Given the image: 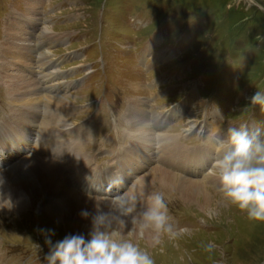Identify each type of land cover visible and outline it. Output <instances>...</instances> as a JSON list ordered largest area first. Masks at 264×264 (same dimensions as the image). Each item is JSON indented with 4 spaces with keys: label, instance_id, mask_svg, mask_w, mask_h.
Returning <instances> with one entry per match:
<instances>
[{
    "label": "rangeland",
    "instance_id": "1",
    "mask_svg": "<svg viewBox=\"0 0 264 264\" xmlns=\"http://www.w3.org/2000/svg\"><path fill=\"white\" fill-rule=\"evenodd\" d=\"M47 29L51 31L45 34ZM14 43L18 51L13 50ZM2 47L5 56V48L16 53L7 57L17 61L13 68H21L15 71L29 82L20 86L24 88L20 96L0 80V141L8 140L2 136L7 125L15 130L14 137L28 135V126L34 133L38 130L37 137H50L52 121L82 127L90 134L83 151L91 162L79 175L88 167L89 173L102 174L115 168L117 154L130 144L129 101L142 100L144 111L151 114L150 126L164 122L155 128L161 140L151 143L156 149L149 151L151 156L131 180L126 181L123 172L122 188L102 198L110 201L117 192L134 188L156 163L179 178L201 180L212 175L204 184L213 205L222 204L214 210L183 198L180 190L163 181L142 186L145 191L164 192L176 226H188L192 233L176 241L165 237L155 248L149 238L136 242L152 253L155 264H264V221L250 219L223 201L210 171L212 160L203 150L208 146L213 150L214 137L223 135L229 125L264 127V112L259 106H248L257 89L264 92V0H0V57ZM41 56L55 66L51 73H60L61 78L52 81V76H44L46 67L40 74L32 72L30 64L41 62ZM33 93H40L37 101ZM53 95L58 96L49 98ZM25 100H30L34 113L20 105ZM60 100L71 107L62 106L69 109L61 113L52 111ZM58 114L63 118H56ZM172 137H178L183 151L174 166L163 159L173 146ZM25 141L21 148L30 152L26 146L30 141ZM4 144L2 150L9 143ZM26 157L31 156L13 161L0 155V167L8 172L18 163L28 166ZM196 159L206 164L196 168L192 163ZM33 193H27L30 203L21 211L0 212V264H44L48 246L39 229H54L53 241L82 233L71 222L46 214L61 196L53 195L46 205V195L39 190ZM208 242L215 245L211 252L204 248Z\"/></svg>",
    "mask_w": 264,
    "mask_h": 264
},
{
    "label": "bare ground",
    "instance_id": "2",
    "mask_svg": "<svg viewBox=\"0 0 264 264\" xmlns=\"http://www.w3.org/2000/svg\"><path fill=\"white\" fill-rule=\"evenodd\" d=\"M50 31L51 29H47L45 31V34L49 33ZM11 34L13 35L14 33ZM7 37H8L7 40H9L10 42L13 40L9 38L11 36H7ZM13 47H14L13 50L18 51V46L15 43ZM28 48L31 50L30 52L32 53L33 48H31L30 45ZM5 49L7 51L6 53L7 56H15L16 53L13 54L11 50H8V48ZM35 55L37 57L40 56V54L37 55L36 51H35ZM7 56L4 55L3 47H2L1 57H0L1 60L0 80L7 84L8 86L7 88L14 90L18 95L23 96L24 88L22 89L20 88V86L23 84L28 85L27 82L29 81H26L25 78H22V76L18 74L19 71H15V69H21V68L18 67L13 68L15 64L14 61L16 60L10 59ZM43 58L44 57L42 56L40 57L42 63L39 61L37 63L30 64L31 65L30 68L32 72L37 71L40 74V70L46 67L45 72L42 73L44 76L46 77L52 76L53 77L52 81L61 78L62 74L59 73L55 75L51 73L50 70H52V68H55V66ZM158 58L159 55L156 57V59ZM9 70L13 74H11L10 72H9L10 74H8ZM48 71H50V74H48ZM54 71L57 70H53V72ZM35 82H37L40 85V83L36 79ZM42 82L45 85L47 83L46 81H42ZM44 87L43 89L45 90ZM39 94L33 93L34 101H37V99L40 97ZM57 96L58 95H53L52 97L49 98H56ZM29 101L28 100L22 101L20 102V105H23V107L27 109V112L30 111L31 109L32 112L34 113L35 110H33V108L31 107L32 105L30 104ZM60 101L61 102L59 104L53 106L54 108L52 111L56 109L57 111L54 112L61 113L64 112V109L68 110L71 107L69 103L62 102V100ZM37 103L38 102H36V104ZM16 104L18 105V102ZM128 104H129L128 114H127L128 125H129V129L131 130L130 132L127 133V137L129 138L130 144L127 147H125L124 151H121L117 154L118 162L116 163L118 169L120 170L121 177L123 178L122 176L123 172L126 175L125 176L126 181L131 180L132 175L135 176L136 172L142 169V167L144 166L142 165L143 161L151 156L149 151L153 152V149H156L154 148L155 146L153 144L151 145V143L159 142L161 140L160 139L161 137L160 135H158L157 132L158 130L155 128H160L162 125L161 123H164L163 121L162 122L159 121L158 124H151L150 126L151 114L146 110L144 111V107H145L144 101L131 99ZM62 106H68L69 108L63 109ZM14 110H18V108H13L12 111ZM36 111L39 112L38 110ZM20 112L22 111L20 110ZM65 115L70 116L71 114L66 113L65 111ZM54 116L55 115L52 116L51 121L52 119L55 118ZM58 117L63 118L60 114L56 115V118ZM52 123L50 126L52 133L50 137H46V135L44 137H41V135L40 137L39 136L37 137L36 132L38 130L34 133L32 132V130H30L29 128L30 126H28L27 129L28 132L26 130L22 131L24 132V134L26 131V134L28 135H19L18 133L14 137L15 130H12L10 125H7L8 128L6 131L4 130L2 131L3 133L2 136L4 134L7 135L6 139L8 140L5 141L2 139L0 141L1 156L3 154H6L13 161L17 160V158L20 157H21L20 159H22V157L24 156H31V157L25 158L26 161L29 162L28 166H26L24 163L23 164L18 163L19 165H17L16 163L17 166L11 167V169H9L8 172H6L4 165H3L4 170H2V168L0 167V174L2 173L4 174L3 176H0V212L8 211V210L21 211L22 209L26 208L27 204L30 203V198L27 195V193H29L30 191L34 192L32 195H35V192L37 190H39L42 194L46 195L47 197L44 201V204L46 205L47 202L50 203L53 200L54 197L53 195H58L61 196V198H57V199H61V201L56 202V204L52 203L54 205H52V207H49L46 210L47 212L46 214L52 216L54 219L57 218L71 222L74 230L82 231V233L87 235L91 227V217L83 218L80 215L81 210L87 209L90 213H94L96 210L110 212L112 210L111 200L109 201L107 198H102V196L99 195L96 191L91 193H84L81 191L82 193H80L79 191L73 188V186H75L73 182L79 177L78 175L79 169L82 166L87 165L91 162L90 160L91 156L89 157V155L83 151L84 146L86 145V143L89 141L90 138L89 132L83 129L82 127L70 128L69 126H66L65 123L62 121H58V125H53ZM18 125L20 126V128L22 127L21 124ZM62 127L63 129H61ZM34 128H37V126L32 127L33 130ZM15 129H16V125H15ZM48 134L50 135V133ZM62 136L65 137L63 138ZM47 138L49 140H47ZM25 140L30 141L29 145L26 146L27 147L30 146L29 148L35 153L31 151L29 152L26 149L21 148L22 145L25 144L26 142ZM172 140H173V146L169 150L170 152L168 153L167 157L166 158L163 157V159H165L164 163L171 164L174 166L177 157L183 151L180 149L178 137H172ZM4 142H7L9 144L5 146L4 150H2L1 144L2 143L4 144ZM54 148L56 149L54 150ZM22 151H26V152L22 153ZM78 159H80V161H77ZM153 160L150 161L155 163V161ZM131 162L133 163L134 166L131 165ZM157 162L159 163V161ZM65 164H67V166H65ZM145 164H147V161L145 162ZM204 165L205 163H203V165L201 166ZM152 166L154 167L152 169H149L146 175L143 174L141 177H139V180L134 185L135 187L132 188L131 190L137 191L143 189L145 191V189L142 186L151 183L153 184L154 182L163 181L166 183V185H169L170 187L171 186L176 187L177 190H180L183 198H186L188 200L192 199L194 201L196 200L198 201L199 204L204 206L205 209L209 207L210 208L212 207L213 210L217 207L221 208L222 204L219 202H216L217 204L213 205L214 204L213 197L211 196V194H209L207 186H205L204 184L206 180H212L211 179L213 177L212 175L211 176L208 175L201 180H190L187 179L186 177H181V178L177 177V175L172 173L171 171L166 170L165 168H160V165H158L157 163ZM22 167H26V170H23ZM149 168H151V166ZM55 170H56V175H54L55 173H53V171ZM73 173H75L76 178L74 180L72 179L73 181H71L70 178ZM45 185H46V191H44ZM121 188L122 186H117L118 191ZM146 189L148 190V188ZM112 227L113 228L118 227L119 228L118 231L121 234H127L129 229L131 228V224L128 222L127 218H125V222L123 224H120L118 221H113ZM149 243H150V239H149Z\"/></svg>",
    "mask_w": 264,
    "mask_h": 264
},
{
    "label": "clouds",
    "instance_id": "3",
    "mask_svg": "<svg viewBox=\"0 0 264 264\" xmlns=\"http://www.w3.org/2000/svg\"><path fill=\"white\" fill-rule=\"evenodd\" d=\"M249 105L264 112V92L257 89L249 98ZM211 173L217 178V191L223 201L247 213L250 219L264 221V127L260 124L229 125L223 135L214 137ZM123 178L110 184L120 185ZM111 211L82 209L83 218L91 217L87 237L83 233L66 234L53 241L54 229H39L44 234L48 251L44 264H155L152 253L141 248L137 239L149 238L150 247L191 235L188 226H176L169 214L168 199L162 191L117 192L111 200ZM127 218L131 224L127 234L112 227ZM211 252L215 245H204Z\"/></svg>",
    "mask_w": 264,
    "mask_h": 264
}]
</instances>
